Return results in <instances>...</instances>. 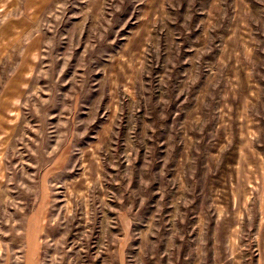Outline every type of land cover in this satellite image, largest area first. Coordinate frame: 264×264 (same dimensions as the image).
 <instances>
[{"label":"rangeland","instance_id":"1","mask_svg":"<svg viewBox=\"0 0 264 264\" xmlns=\"http://www.w3.org/2000/svg\"><path fill=\"white\" fill-rule=\"evenodd\" d=\"M0 264H264V0H0Z\"/></svg>","mask_w":264,"mask_h":264}]
</instances>
